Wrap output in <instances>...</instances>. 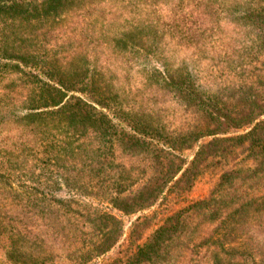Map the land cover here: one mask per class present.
<instances>
[{
	"label": "trees",
	"instance_id": "obj_1",
	"mask_svg": "<svg viewBox=\"0 0 264 264\" xmlns=\"http://www.w3.org/2000/svg\"><path fill=\"white\" fill-rule=\"evenodd\" d=\"M263 116L264 0H0V264H264Z\"/></svg>",
	"mask_w": 264,
	"mask_h": 264
},
{
	"label": "rangeland",
	"instance_id": "obj_2",
	"mask_svg": "<svg viewBox=\"0 0 264 264\" xmlns=\"http://www.w3.org/2000/svg\"><path fill=\"white\" fill-rule=\"evenodd\" d=\"M221 1V0H219ZM168 11V10H167ZM185 12L193 11L196 13L194 9L191 7L184 8ZM165 12V9L163 10ZM218 15L220 16L221 13ZM240 29V26L238 25H230L228 27L227 31L224 33V37H232L235 35V33ZM155 63V62H153ZM264 118V116L262 117ZM192 158V155L189 157V159ZM38 163L30 161L27 163L28 167H37ZM29 185L27 182L20 183V186L22 188H26V186ZM1 186V185H0ZM2 187V186H1ZM12 188L14 190H17V185H12ZM195 193V192H194ZM158 205H154L151 208H156ZM250 208H258L259 211L256 212H246ZM239 210H243L245 212L241 213L240 215H231L227 219H225L223 225L214 231L212 237L213 240L218 241L221 245H223L227 250L237 252V251H244L245 253L252 251V247H255L257 244L259 245L260 249L264 250V231L260 230L257 227L252 228V225L254 222H256L259 219V215L261 212L264 211V204L259 206H249L246 205ZM146 212V211H145ZM135 217L131 218L129 221H133ZM127 222L125 229L128 227L130 222ZM32 227H36V224H32ZM38 231V228L36 229ZM126 233L122 235L120 240L116 243L115 247L113 248V251H116L118 246L125 240ZM211 240V239H210ZM110 252L109 255L112 253ZM108 253H105L104 256H106ZM100 257V258H101ZM99 258V259H100ZM102 262V259L98 261V264Z\"/></svg>",
	"mask_w": 264,
	"mask_h": 264
}]
</instances>
